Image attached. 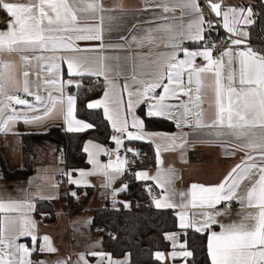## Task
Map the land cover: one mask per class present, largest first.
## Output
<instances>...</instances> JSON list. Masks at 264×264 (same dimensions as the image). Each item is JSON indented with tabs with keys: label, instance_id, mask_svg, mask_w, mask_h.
<instances>
[{
	"label": "snow or ice",
	"instance_id": "obj_1",
	"mask_svg": "<svg viewBox=\"0 0 264 264\" xmlns=\"http://www.w3.org/2000/svg\"><path fill=\"white\" fill-rule=\"evenodd\" d=\"M206 3L209 12L219 18L217 23L229 34L230 46L214 56L219 45L211 33L217 23L206 17L200 0H153L152 7L161 10L152 21L156 27L142 37L132 36V40L138 45H151L157 41L155 34L163 33L161 42L172 51L160 54L148 65H140L142 71L133 73V83L123 84V91L128 95L125 105L116 91L118 85L112 78L116 68L108 63L109 58L77 54L91 50L80 49L77 41H101L98 47H105V21L111 30L117 17L105 7L103 0H0V10L9 17L6 30L0 29V133L13 132L14 125L21 121L25 125H39L53 117H62L69 133L86 134L96 130V123L89 122V117H78L81 109H78L77 96H65V87H83L82 81L74 77L103 76L108 81L104 98L88 101L84 110L103 109V116L115 133L110 137L115 148H105L88 139L82 150L92 169H72L65 175L69 184L81 185L88 183V176L99 172L108 178L110 186L115 177L123 175L135 162L129 161L126 155L122 157L121 148L126 153L139 155L125 147V140L147 139L156 144L157 162L161 165V148L165 151L183 148L187 143V133L178 137L149 131L146 120L174 121L178 128L192 127L193 122L196 128H219L217 136L234 138L244 151L241 162L219 183L208 186L193 183L187 191H178L174 187L173 168L161 167L154 176L143 170L134 173L138 180L156 181L161 189V194L153 198L157 209H179L175 213L176 230L164 233L170 250H158L154 258L157 264H198L200 244L195 234H206L210 264H264V48H254L249 43L248 28L256 23L253 6L226 5L224 0H206ZM177 9L179 15H176ZM184 41L196 42L199 47L190 50L183 47ZM57 52L66 54L48 55ZM198 58L204 63L198 64ZM62 63L67 65V80L61 74ZM41 71L50 75L42 78ZM33 75L35 80L31 79ZM209 76L212 83L206 85ZM206 86L213 89L215 96V114L207 123L201 99ZM159 89L162 91L158 92ZM41 90L45 95L39 94ZM26 97H34L35 103ZM141 104L147 106L143 118L136 115V108ZM101 155L109 157L107 163L101 162ZM75 172L79 173V179L74 178ZM127 188L125 184L113 190L114 202L117 193ZM233 201L240 204L241 211L237 219L222 223L219 218L230 214ZM222 204L223 208L218 207ZM124 207H130V203L124 202ZM34 210L30 196L5 199L0 195V213L5 214L0 225H18L7 235L6 229L0 226V264H34L29 259L37 251L36 224L29 215ZM215 225L219 231L213 229ZM25 236L31 237L33 247L18 243ZM42 239L39 251H56L50 237L45 235ZM87 257L96 258L95 264L130 262V255L115 259L111 253L101 250L87 255L81 253L77 264H92Z\"/></svg>",
	"mask_w": 264,
	"mask_h": 264
},
{
	"label": "crops",
	"instance_id": "obj_2",
	"mask_svg": "<svg viewBox=\"0 0 264 264\" xmlns=\"http://www.w3.org/2000/svg\"><path fill=\"white\" fill-rule=\"evenodd\" d=\"M200 2L204 7L202 0H200ZM253 2L254 0H224V4L226 5L243 4L253 6ZM103 3L106 8L112 10L111 14L117 17L112 23L111 30H109L107 20L105 21L103 32V44L105 47L103 49L98 47L101 44V41H77L76 46L80 49H91L88 51H81L77 54L90 57L103 55L109 58L108 63L116 68V74H113L112 76V78L115 79V83L118 85L116 91L121 94L126 105L128 95L126 91H123V84L125 82L129 84L133 83L131 77L133 73L138 74L142 71L139 67L140 65H148L150 61L156 60L160 54L170 53L172 49L165 47V44L161 42L160 38L163 37V33H156L157 41L151 45L147 43L138 45L132 40V36L135 35L137 37H142L149 29L156 27L152 21L156 20L161 10L152 7L153 0H103ZM204 11L208 18L205 8ZM179 14V9H177L176 15ZM8 19L9 17L5 11L3 15L0 14V29L6 30L7 23H5V21ZM133 25L136 26L135 29L132 28ZM121 37H125L126 39H121ZM249 39L251 38L249 37ZM118 45L123 46L118 47ZM183 47L194 50L199 47V44L192 41H184ZM253 47L264 48V46H259V44L253 45ZM36 54L39 55V53ZM62 54L66 53H48V55ZM180 58H183L182 53L180 54ZM196 62L198 64L204 63L200 58H198ZM33 64L35 65L36 61H33ZM66 69V63H62L61 74L64 80L69 78ZM143 70L146 71L147 69L145 68ZM40 75L43 78L50 74L41 71ZM91 77L104 84V90L101 96L93 100L103 99L104 92L108 88V81H106L103 76ZM79 78L80 77H74L73 79L79 81ZM31 79L35 80V75H33ZM205 83L206 85H211V76L208 77ZM33 90L35 91V86H33ZM52 91L55 95V89H52ZM161 91L162 89L158 90V92ZM39 94L45 95V92L41 90ZM67 94L70 93L67 92L66 86L65 96ZM31 99L35 103L34 97H31ZM183 99L186 100L187 97H183ZM201 99L205 113V122L207 123L210 122L215 114V96L213 89L206 86ZM138 107L136 108V115L140 116L137 111ZM145 110H147V106H145ZM37 114L40 113L38 112ZM130 121L131 117L129 116V122ZM52 125H59L64 130L66 129V124L62 117H53L39 125H25L21 121L14 125L13 132L0 133V148L3 150L11 168H20L24 165V150H22L21 133L27 131H46ZM219 131H221L219 128H196L194 122L192 127L184 126L183 128H178L175 124V129L172 131H160L169 134H176L178 137L182 133H187V143L183 148H170L167 151L161 148L160 159L163 161L162 165L157 162L156 152L155 166L151 169H140L137 171H147L150 175L154 176L156 175L157 170L161 167L165 169L173 168L176 173L174 187L178 191H187L193 183L204 184L206 186L217 184L222 181L228 172L237 163H240L244 157V151L238 146V141L229 136H217L216 133ZM113 134H115L114 131ZM143 141L148 140L145 139ZM126 142L127 140H125V147L133 149V145L127 144ZM152 145H154L156 151V144L152 143ZM112 146L115 148L114 141H112ZM104 147L107 148V145H104ZM100 160L102 163H107L108 158L105 155H101ZM64 163L65 162L60 158V155L54 147L48 143H44L38 147L35 170L29 177L19 180L6 179L4 177L0 178V195L5 199H25L30 196L31 202L34 205H36L37 201L42 199H47L55 205L57 219L52 223L46 222L44 219L37 217L35 210L29 213L31 219L35 221V233L38 236V241L35 245L37 251L33 252L29 257L34 264L37 261L45 262V264H58V262L65 260L68 264H77L78 257L81 253L87 255V253L91 251L102 250L101 240L96 238V234L90 230V222L92 218L89 216L90 214L85 212L71 216L67 211L64 194L68 191L67 187L70 184L65 173L72 169H67ZM92 167L93 166L89 163L88 167L82 169L90 171ZM123 175H125V173ZM123 175L115 177L110 186H108V178L99 172L88 176L86 178L88 181L87 184L73 185L78 187L93 186L95 190L90 198L88 207L97 206L98 204L100 205L101 203H104L107 199L114 201L112 195L113 190L123 187L120 184ZM73 176L74 178L79 179L78 172L73 173ZM59 180H63L61 184H59ZM148 182L156 190L151 196L152 204L155 207L153 198L158 197L161 194V189L157 186L155 180H148ZM123 192L124 191L117 193L115 196V202L120 199H124L125 201L126 198L122 195ZM218 207L223 208L224 205L222 204ZM172 210L175 213L179 211V209ZM240 211V204L233 201V206L230 207V214L220 217L219 219L222 223H229L232 220L237 219V213ZM1 215L2 220H4L5 214L1 213ZM2 226L6 229V235L10 234V232L18 227V225L10 226L7 223ZM213 229L215 231L220 230L218 225L213 226ZM45 235L50 237L52 246L56 249L55 252L49 253L46 251H39V247L43 244L42 238ZM18 243H24L29 247H33L31 237L28 236L20 237ZM87 258L92 261V264H95L96 258Z\"/></svg>",
	"mask_w": 264,
	"mask_h": 264
},
{
	"label": "trees",
	"instance_id": "obj_3",
	"mask_svg": "<svg viewBox=\"0 0 264 264\" xmlns=\"http://www.w3.org/2000/svg\"><path fill=\"white\" fill-rule=\"evenodd\" d=\"M252 5L256 13L254 17L256 23L248 28L250 38L264 42V1L254 0ZM3 13L4 11L0 10V14L3 15ZM79 81H82V88L73 85L67 87V92L77 96L78 109H81L78 112V117H89V122L96 123V130H90L86 134L69 133L59 125H52L46 131L22 132L24 165L20 168H11L0 148V178L19 180L29 177L35 170L38 147L44 143L52 145L58 154L61 150L65 151V158L62 160L67 169L88 167L87 154L82 150L86 140L93 139L107 147L112 145L110 137L113 135V130L103 116V109L84 110L85 103L101 96L104 84L91 76L80 77ZM145 106L141 104L137 109L142 118L146 112ZM146 126L149 131H172L175 129L173 121L164 119H148ZM126 143L133 145V149L139 153L134 158V173L137 170L151 169L155 166L156 151L151 142L140 140L127 141ZM126 178L123 175L120 181L121 185ZM129 180L130 184L122 194L126 198L125 201L120 199L114 202L107 199L100 205L88 207L95 190L94 187H78L70 184L67 187L68 191L64 194L65 205L71 216L85 212L91 215L90 230L94 234L100 235L102 251L111 253L116 259H123L125 255H130L129 264H157L154 253L158 250H170L169 242L164 239V233L176 230L178 218L172 209H157L153 206L151 196L155 192L151 195L147 193L149 186L154 188L148 181L137 180L134 175L130 176ZM72 192L77 195L73 197L70 195ZM124 202H129L130 207H124ZM35 214L49 223L55 222L57 219L55 205L47 199L37 201ZM0 220H2L1 213ZM195 236L200 244L197 249L196 261L198 264H210L206 248V234H195Z\"/></svg>",
	"mask_w": 264,
	"mask_h": 264
},
{
	"label": "built area",
	"instance_id": "obj_4",
	"mask_svg": "<svg viewBox=\"0 0 264 264\" xmlns=\"http://www.w3.org/2000/svg\"><path fill=\"white\" fill-rule=\"evenodd\" d=\"M202 3L204 5V8L206 9V12H207V15H208V19L212 20L214 23H217L218 22V19L217 17H215L214 14L210 13L209 10H208V7H207V3H206V0H202ZM7 22V20L5 21V23ZM213 39L215 40V42L219 45V48L218 50H216L214 52V56H218L219 55V52L223 51L224 48L226 47H229L230 44L228 43L227 41V37H228V33L226 32V30L217 23V27H215L211 33ZM249 43L253 46V45H258L259 46H264V42H261V41H253L251 39H249ZM21 95L23 96L24 94L21 93ZM28 98L29 100H32L31 97H26ZM107 148L109 149H112L114 148L112 145H109ZM60 157L61 159H64L65 158V151L61 150L60 151ZM120 154L121 156H127L128 160L129 161H133L135 156L133 155V153H126L124 151V148H121L120 150ZM142 154V153H141ZM107 158L109 159V157L107 156ZM112 159H115V157L113 156ZM135 165V163H131L128 167V170L125 172V176L127 177L126 179H124L122 181V185L124 186L125 184H127L129 186L130 184V176L134 175V169H133V166ZM0 177H1V174H0ZM59 183L61 184V180L59 181ZM155 192V189L152 188V191L150 192L149 190L147 191L148 194H153ZM233 206V202L231 203L230 207Z\"/></svg>",
	"mask_w": 264,
	"mask_h": 264
},
{
	"label": "rangeland",
	"instance_id": "obj_5",
	"mask_svg": "<svg viewBox=\"0 0 264 264\" xmlns=\"http://www.w3.org/2000/svg\"><path fill=\"white\" fill-rule=\"evenodd\" d=\"M60 155V154H59ZM61 158V157H60ZM62 181L63 180H61V183H62ZM60 184V183H59ZM89 216H91V215H89ZM96 238H98L99 240H101V237H100V235H96Z\"/></svg>",
	"mask_w": 264,
	"mask_h": 264
}]
</instances>
